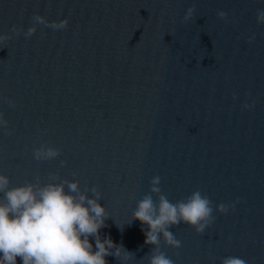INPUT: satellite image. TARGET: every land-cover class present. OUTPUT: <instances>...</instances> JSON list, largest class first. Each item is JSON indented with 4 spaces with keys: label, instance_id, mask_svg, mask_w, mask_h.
<instances>
[{
    "label": "water",
    "instance_id": "95a60500",
    "mask_svg": "<svg viewBox=\"0 0 264 264\" xmlns=\"http://www.w3.org/2000/svg\"><path fill=\"white\" fill-rule=\"evenodd\" d=\"M257 10L264 0H0V34L11 36L0 44V112L9 122L0 127V173L10 187L37 176L47 183L57 171L81 189L97 186L110 214L101 237L135 253L125 264H149L147 226L131 213L158 175L170 202L195 190L213 202L215 220L203 233L182 222L170 229L179 248L161 239L174 264H221L227 256L264 264ZM37 13L67 18L68 26L38 25L28 38L12 33L13 25L26 31ZM41 144L60 156L37 161ZM221 202L234 210L219 213Z\"/></svg>",
    "mask_w": 264,
    "mask_h": 264
},
{
    "label": "clouds",
    "instance_id": "9594fccd",
    "mask_svg": "<svg viewBox=\"0 0 264 264\" xmlns=\"http://www.w3.org/2000/svg\"><path fill=\"white\" fill-rule=\"evenodd\" d=\"M192 15L193 7H190L184 20ZM217 16L225 19L227 13L218 11ZM32 21L26 31L13 25L12 33L18 35L23 32L28 38L36 32L38 25L53 30L68 26L67 18L49 21L39 13L32 16ZM257 22L264 23V10H257ZM254 37L255 34L249 42ZM9 39V34H0V44ZM8 103L15 106L10 98ZM253 104L245 103L243 107L249 109ZM8 123L4 113L0 112V127L7 131ZM60 154L59 148L49 144L33 148L37 161L52 160ZM60 163L63 166L65 161ZM149 183V193L137 201L131 217L147 226L145 243L153 245L147 254L149 264H174L161 251V239L166 245L179 248L181 241L170 229L182 222L193 227L198 234L203 233L215 220L213 202L206 194L195 190L173 203L163 194L158 175L152 177ZM0 194V264H17L18 257L23 264H107L106 257L109 255L116 257L120 264H125L135 257V253L114 242L110 235L101 237L100 229L105 226L110 214L100 203L102 194L95 185L91 189H81L79 180L62 179L57 171L49 173L47 183H41L37 176L34 182L10 187L9 176L0 173ZM152 194H157L158 202L154 201ZM230 208L234 210L235 203L221 202L215 210L226 214ZM89 237H94L95 247ZM221 264L247 262L239 257L227 256L222 258Z\"/></svg>",
    "mask_w": 264,
    "mask_h": 264
}]
</instances>
